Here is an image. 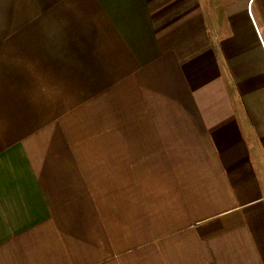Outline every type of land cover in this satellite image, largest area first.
Masks as SVG:
<instances>
[{"label":"crops","instance_id":"crops-1","mask_svg":"<svg viewBox=\"0 0 264 264\" xmlns=\"http://www.w3.org/2000/svg\"><path fill=\"white\" fill-rule=\"evenodd\" d=\"M34 23L0 42V264H264V0Z\"/></svg>","mask_w":264,"mask_h":264},{"label":"rangeland","instance_id":"rangeland-1","mask_svg":"<svg viewBox=\"0 0 264 264\" xmlns=\"http://www.w3.org/2000/svg\"><path fill=\"white\" fill-rule=\"evenodd\" d=\"M5 12L0 42L36 43V0H0Z\"/></svg>","mask_w":264,"mask_h":264}]
</instances>
